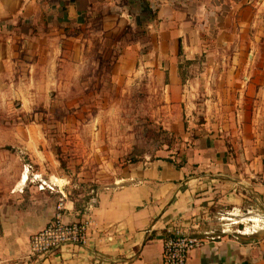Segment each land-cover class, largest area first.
Listing matches in <instances>:
<instances>
[{
	"label": "crops",
	"instance_id": "obj_1",
	"mask_svg": "<svg viewBox=\"0 0 264 264\" xmlns=\"http://www.w3.org/2000/svg\"><path fill=\"white\" fill-rule=\"evenodd\" d=\"M49 1L0 0V29L12 31L0 35V97L13 95L16 74L35 78V60L56 63L70 55L74 60L82 57V34L66 36L67 25L56 26L49 16ZM247 3L238 11L244 16L239 25L246 28L234 31L237 36L264 15V0ZM42 10L47 27L37 26V34L32 35L30 26L37 23ZM67 11L65 7L66 15ZM112 13L118 19L124 15ZM157 14L161 40L154 48L159 52L148 65L155 66L150 71L166 86L162 95L185 114L180 121L175 114L164 121L190 141L183 157L130 164L115 182L84 201L52 186L50 178L55 173H0V264H163V241L175 224L204 239L187 264H264V57H259L264 56V46L259 50L252 38L220 43L222 48L233 46L236 55L246 54L226 62L232 67L229 72L234 69L224 78L227 83L232 80L228 90L234 103L221 106L230 110L223 122L206 117L208 122L198 126L193 121L195 106L188 100L194 92L183 88L178 61L179 53L192 60L200 49L196 39L189 40L191 21H183L186 14L177 5L164 4ZM108 17L107 13L102 19ZM25 28L27 39L23 38ZM23 48L29 57L23 55ZM22 60L28 68L21 65ZM39 68L42 73L44 67ZM184 120L189 125L186 131ZM33 177L42 184L31 185ZM55 193L65 196V221L79 220L89 212L99 231L90 233L85 246H64L48 255L30 256L29 236L52 217L60 198Z\"/></svg>",
	"mask_w": 264,
	"mask_h": 264
},
{
	"label": "rangeland",
	"instance_id": "obj_2",
	"mask_svg": "<svg viewBox=\"0 0 264 264\" xmlns=\"http://www.w3.org/2000/svg\"><path fill=\"white\" fill-rule=\"evenodd\" d=\"M73 1L50 0L46 8L56 26L64 23L82 34V57L74 60L70 55L56 63L35 60L34 79L31 74L15 75L13 95L0 97V173H55L52 177L61 181L51 177L52 186L84 201L115 182L130 164L170 156L176 160L190 144L164 124L174 114L179 121L185 114L162 95L166 86L150 71L155 66L148 65L159 52L154 48L161 40L159 8L177 5L186 14L183 21H191L189 40L196 39L200 47L189 63L183 52L178 55L183 88L194 92L188 100L195 106L192 120L198 126L223 122L230 110L221 106L234 103L228 90L232 80L224 81L234 69L229 72L232 67L226 62L246 54L236 55L233 46L222 48L220 43L252 38L260 50L264 15L244 30L239 25L244 16L238 11L248 0ZM112 12L124 15L118 19ZM107 13L110 17L104 21ZM240 27L243 36L233 33ZM23 30L27 39L29 33ZM256 31L258 39L253 36ZM10 32L0 29L1 36ZM22 53L30 55L26 48ZM188 126L184 120L185 131ZM38 180L33 177L30 184L39 186Z\"/></svg>",
	"mask_w": 264,
	"mask_h": 264
},
{
	"label": "built area",
	"instance_id": "obj_3",
	"mask_svg": "<svg viewBox=\"0 0 264 264\" xmlns=\"http://www.w3.org/2000/svg\"><path fill=\"white\" fill-rule=\"evenodd\" d=\"M64 194L54 206L52 217L39 230L29 236L28 250L30 256L48 255L64 246H85L90 239V233L98 230L90 213L79 220H64ZM204 239L187 234L178 224L171 225L163 241V264H187L190 253L199 248Z\"/></svg>",
	"mask_w": 264,
	"mask_h": 264
},
{
	"label": "trees",
	"instance_id": "obj_4",
	"mask_svg": "<svg viewBox=\"0 0 264 264\" xmlns=\"http://www.w3.org/2000/svg\"><path fill=\"white\" fill-rule=\"evenodd\" d=\"M37 26H40L42 29H45L47 27V15H46V12L44 10L41 11V14L38 17L37 23L36 24H32L30 26L32 35H36L37 34V29H36ZM64 32H65L66 36H72V35H77L78 34L77 30H73V29H70L68 27L64 28ZM186 62L189 63L190 60H187ZM179 73H180V75L182 77L183 76V72L181 71V65L179 66Z\"/></svg>",
	"mask_w": 264,
	"mask_h": 264
},
{
	"label": "water",
	"instance_id": "obj_5",
	"mask_svg": "<svg viewBox=\"0 0 264 264\" xmlns=\"http://www.w3.org/2000/svg\"><path fill=\"white\" fill-rule=\"evenodd\" d=\"M142 7H143V8H145V5H144V4H142Z\"/></svg>",
	"mask_w": 264,
	"mask_h": 264
}]
</instances>
